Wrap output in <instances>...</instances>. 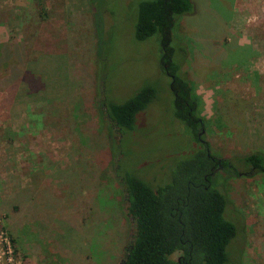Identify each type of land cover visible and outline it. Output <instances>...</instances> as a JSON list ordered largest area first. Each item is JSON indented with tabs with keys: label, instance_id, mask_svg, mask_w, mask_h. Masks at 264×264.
Masks as SVG:
<instances>
[{
	"label": "rangeland",
	"instance_id": "374dc122",
	"mask_svg": "<svg viewBox=\"0 0 264 264\" xmlns=\"http://www.w3.org/2000/svg\"><path fill=\"white\" fill-rule=\"evenodd\" d=\"M41 1L38 17L34 0H0V44L23 56L6 67L0 55V199L24 191L16 214L0 207V264H118L132 227L111 154L118 147L121 168L139 163L154 184L185 143L156 37L134 38L137 4L148 0ZM189 2L175 20L173 61L201 102L209 153L239 173L214 176L237 230L226 256L264 264V173L235 162L264 155V0ZM145 86L156 99L116 146L100 100L122 103ZM11 224L16 253L5 237Z\"/></svg>",
	"mask_w": 264,
	"mask_h": 264
},
{
	"label": "trees",
	"instance_id": "16d2710c",
	"mask_svg": "<svg viewBox=\"0 0 264 264\" xmlns=\"http://www.w3.org/2000/svg\"><path fill=\"white\" fill-rule=\"evenodd\" d=\"M32 4L35 5L38 17L41 16L42 1L34 0ZM190 9L189 0H148L139 2L136 7L134 38L143 41L156 37L159 62L166 65V69L162 68L163 73L167 71L172 76L168 84L171 95L167 105L173 118L182 126L185 143L166 159L163 172H160L154 184L141 176L137 169L139 163L130 168H121L124 162L118 147L111 154V171L120 187L123 213L132 227L130 239L123 248L118 264H229L225 250L237 230L224 216L226 201L217 188L219 184L215 182L214 176L231 174L238 177L239 173L228 160L215 158L206 145L198 143L197 135L206 123L198 115L201 102L194 94V86L178 75V66L173 61L174 49L171 43L175 20ZM1 47L4 49L0 53L3 66L7 67L23 59L19 45L13 47L0 44ZM17 47L19 52L15 50ZM21 56V59H17ZM14 66L11 65L10 69H15ZM17 75L13 74L9 79ZM155 99V88L145 86L122 103L100 100L101 110L98 109V112L109 124L106 125V132L108 137L113 136L116 146L121 144L124 137L130 140L138 114ZM77 109L72 108L66 113L74 122ZM73 126L77 127V124ZM111 140L109 138V142ZM191 142L200 147L193 149ZM102 146L101 149L105 147ZM187 151L189 153L186 154ZM217 161L223 170L214 173ZM235 162L264 173L263 154L250 153L235 159ZM145 166H142L144 170L150 169ZM20 192L24 191H12L8 199H0V207H5L4 216L17 213V195ZM110 217L102 226L111 221ZM13 229V225H9L10 231H5V237L13 253H16Z\"/></svg>",
	"mask_w": 264,
	"mask_h": 264
},
{
	"label": "flooded vegetation",
	"instance_id": "af4514ba",
	"mask_svg": "<svg viewBox=\"0 0 264 264\" xmlns=\"http://www.w3.org/2000/svg\"><path fill=\"white\" fill-rule=\"evenodd\" d=\"M162 68L163 69H166V65H162ZM164 74L167 76V77H169V80L171 81L172 80V76L166 71H164ZM203 131H204V129H202V130H200V133H198V135H197V139H198V143H200L202 146H205V142L202 140V135H201V133H203ZM217 163V167H216V169H214V173H216V172H220V171H222L223 170V168L219 165V162L217 161L216 162ZM229 167H231L230 165H229ZM250 168V167H249ZM251 170H254L253 168H250ZM218 170V171H217Z\"/></svg>",
	"mask_w": 264,
	"mask_h": 264
}]
</instances>
